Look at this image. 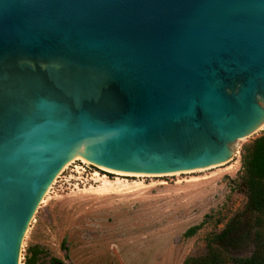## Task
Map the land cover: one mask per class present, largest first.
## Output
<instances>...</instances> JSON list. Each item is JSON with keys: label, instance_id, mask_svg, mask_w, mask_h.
Returning <instances> with one entry per match:
<instances>
[{"label": "water", "instance_id": "obj_1", "mask_svg": "<svg viewBox=\"0 0 264 264\" xmlns=\"http://www.w3.org/2000/svg\"><path fill=\"white\" fill-rule=\"evenodd\" d=\"M264 127V0H0V264L73 158L167 175Z\"/></svg>", "mask_w": 264, "mask_h": 264}, {"label": "rangeland", "instance_id": "obj_2", "mask_svg": "<svg viewBox=\"0 0 264 264\" xmlns=\"http://www.w3.org/2000/svg\"><path fill=\"white\" fill-rule=\"evenodd\" d=\"M263 133L238 141L222 166L177 175L120 177L80 159L68 164L32 219L19 264L54 258L63 264H234L255 252L264 257V209L247 207L244 166ZM102 178L127 186L99 192ZM229 226L239 240L235 246L217 240Z\"/></svg>", "mask_w": 264, "mask_h": 264}, {"label": "trees", "instance_id": "obj_3", "mask_svg": "<svg viewBox=\"0 0 264 264\" xmlns=\"http://www.w3.org/2000/svg\"><path fill=\"white\" fill-rule=\"evenodd\" d=\"M244 166L248 171L250 177L248 187V201L247 207L253 211H260L264 209V133L257 138L252 145V151L248 157H245ZM229 226L220 235L217 240L227 246H235L238 244L235 230ZM198 227L189 229L186 237L194 235ZM37 252H32V257H36ZM51 264H63L57 259H51ZM199 260L188 259L184 264H201ZM234 264H264V257L260 252L253 253L248 258H237L233 260Z\"/></svg>", "mask_w": 264, "mask_h": 264}, {"label": "bare ground", "instance_id": "obj_4", "mask_svg": "<svg viewBox=\"0 0 264 264\" xmlns=\"http://www.w3.org/2000/svg\"><path fill=\"white\" fill-rule=\"evenodd\" d=\"M264 128V127H263ZM262 128V129H263ZM233 147H234V152L236 151V149H237V142L233 145ZM234 155H235V153H234ZM76 160H78L77 158H73L72 160H71V162L70 163H73L74 161H76ZM84 161V160H83ZM85 162V161H84ZM69 163V164H70ZM87 163V162H86ZM68 165V164H67ZM66 165V166H67ZM107 171V170H106ZM107 172H109V171H107ZM114 174L116 175V176H120V177H128V176H131V174H125V173H119V172H114ZM171 175V174H170ZM175 175H177V173H175ZM95 176V175H94ZM98 176V175H97ZM134 177H137V178H145V177H147V176H149V175H133ZM118 181V180H117ZM115 182V183H110V182H108L105 178H102L101 179V183H100V186L97 188V190L99 191V192H107V191H110V190H112V189H116V187L117 188H124V187H126V186H124L123 184L121 185V183H119V182ZM94 191V190H93ZM117 191H119V189L117 190Z\"/></svg>", "mask_w": 264, "mask_h": 264}]
</instances>
